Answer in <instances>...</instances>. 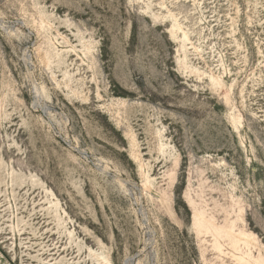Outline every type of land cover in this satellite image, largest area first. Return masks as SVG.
<instances>
[{
    "label": "rangeland",
    "instance_id": "rangeland-1",
    "mask_svg": "<svg viewBox=\"0 0 264 264\" xmlns=\"http://www.w3.org/2000/svg\"><path fill=\"white\" fill-rule=\"evenodd\" d=\"M0 264H264V0H0Z\"/></svg>",
    "mask_w": 264,
    "mask_h": 264
}]
</instances>
